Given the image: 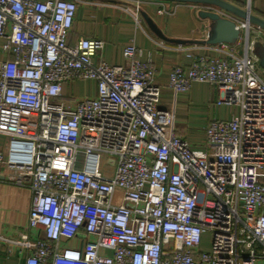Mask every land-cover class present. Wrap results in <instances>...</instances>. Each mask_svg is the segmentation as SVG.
I'll list each match as a JSON object with an SVG mask.
<instances>
[{
	"label": "built area",
	"instance_id": "obj_1",
	"mask_svg": "<svg viewBox=\"0 0 264 264\" xmlns=\"http://www.w3.org/2000/svg\"><path fill=\"white\" fill-rule=\"evenodd\" d=\"M78 3L0 0V134L10 138L0 168L30 189L28 229L44 234L14 242L25 264H264V78L252 39L263 30L235 21L244 52L221 44L224 57L171 72L172 92L206 83L217 105L239 109L214 118L194 149L135 44L110 65L94 61L102 40L70 43ZM75 81L96 82V96L66 100Z\"/></svg>",
	"mask_w": 264,
	"mask_h": 264
},
{
	"label": "crops",
	"instance_id": "obj_2",
	"mask_svg": "<svg viewBox=\"0 0 264 264\" xmlns=\"http://www.w3.org/2000/svg\"><path fill=\"white\" fill-rule=\"evenodd\" d=\"M224 1L244 11L250 10L252 16L264 21V0ZM164 7L167 13L159 14ZM202 11L218 12L236 22L245 21L228 11L206 4L159 0H79L70 34L72 45L81 38L104 42V49L94 59L96 63L123 65L125 48L135 44L139 49L137 58L142 63H150L157 71L156 83L163 90L161 108L175 111L177 132L194 149L203 148L206 128L214 118L227 121L239 114L236 107L217 105L220 92L209 84L195 83L189 92L178 94L168 88L169 77L174 68L182 67L189 71L196 59L224 57L220 45L206 43L212 22L200 17ZM151 24L166 39L159 37ZM176 41H183L184 44ZM234 46L236 50L244 52L243 40ZM6 58L9 56L0 53V62ZM261 68L258 67V70L264 78V70ZM74 85L78 86V96L74 94ZM71 93L74 94L73 97L70 96ZM96 94L97 84L94 81H75L63 86V97L66 100L79 101L94 98ZM9 144L10 138L0 134V149L6 154ZM8 175L7 169L1 167L0 264H25L28 252L14 242L19 241L21 234L25 232L32 239L44 238V234L37 229H28L32 203L30 189L8 182ZM67 245L76 247L78 243L72 241Z\"/></svg>",
	"mask_w": 264,
	"mask_h": 264
},
{
	"label": "water",
	"instance_id": "obj_3",
	"mask_svg": "<svg viewBox=\"0 0 264 264\" xmlns=\"http://www.w3.org/2000/svg\"><path fill=\"white\" fill-rule=\"evenodd\" d=\"M159 1H174V2H182V3L212 5L220 9H223L225 11H228L245 21H248L264 29V21L255 16H252L250 10L244 11L224 0H159ZM200 17L203 19H209L212 22L208 40L206 41L207 44L234 45L238 42L241 35V31L237 29V24L235 21L222 17L218 12L202 11L200 13ZM151 27L159 37L166 39L154 24H151ZM176 42L180 44H184L183 41H179V42L176 41ZM254 48H255V44H254ZM258 59L260 66L264 70V47L262 48V50L259 51Z\"/></svg>",
	"mask_w": 264,
	"mask_h": 264
},
{
	"label": "rangeland",
	"instance_id": "obj_4",
	"mask_svg": "<svg viewBox=\"0 0 264 264\" xmlns=\"http://www.w3.org/2000/svg\"><path fill=\"white\" fill-rule=\"evenodd\" d=\"M264 31V30H263ZM257 35H256V33H254L253 35H252V39L254 40L255 39V48H254V52H253V54L258 58V53H259V51L260 50H262V48L264 47V42H263V40H264V34L262 35V36H260V37H256ZM258 67H260L261 68V66L260 65H258ZM262 69V68H261ZM260 71V70H259ZM260 74H261V72H260ZM264 76V75H263ZM71 83V82H70ZM73 83V82H72ZM75 89H76V92H75ZM73 90H74V94L76 95V96H78V94H76L77 93V91H78V86L76 87L75 85L73 86ZM74 94L73 93H71L70 94V96H74ZM78 98H81V97H78ZM102 170H103V172H105V171H109V173H111L114 169L112 168V167H108L107 165H106V163H105V159H104V161L102 162ZM211 243H212V237H211V234H206L205 236H204V240H203V243H202V246H201V249L202 250H205V251H209L210 250V248H211Z\"/></svg>",
	"mask_w": 264,
	"mask_h": 264
}]
</instances>
